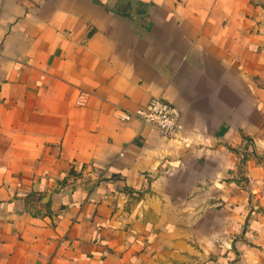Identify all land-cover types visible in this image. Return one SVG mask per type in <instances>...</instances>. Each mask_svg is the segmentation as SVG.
I'll use <instances>...</instances> for the list:
<instances>
[{"label":"crops","instance_id":"0c3cea01","mask_svg":"<svg viewBox=\"0 0 264 264\" xmlns=\"http://www.w3.org/2000/svg\"><path fill=\"white\" fill-rule=\"evenodd\" d=\"M0 264H264V0H0Z\"/></svg>","mask_w":264,"mask_h":264},{"label":"built area","instance_id":"2783aa9c","mask_svg":"<svg viewBox=\"0 0 264 264\" xmlns=\"http://www.w3.org/2000/svg\"><path fill=\"white\" fill-rule=\"evenodd\" d=\"M77 105L84 106L87 103V94L81 93L77 99ZM118 118L123 122L139 119L145 126H154L168 140L189 146L191 141L187 135L179 109L160 98H151L146 104L133 112L120 111Z\"/></svg>","mask_w":264,"mask_h":264}]
</instances>
